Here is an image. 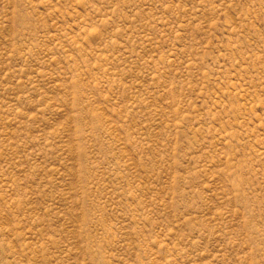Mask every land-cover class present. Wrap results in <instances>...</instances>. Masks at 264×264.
<instances>
[{
    "label": "rangeland",
    "instance_id": "obj_1",
    "mask_svg": "<svg viewBox=\"0 0 264 264\" xmlns=\"http://www.w3.org/2000/svg\"><path fill=\"white\" fill-rule=\"evenodd\" d=\"M0 264H264V0H0Z\"/></svg>",
    "mask_w": 264,
    "mask_h": 264
}]
</instances>
